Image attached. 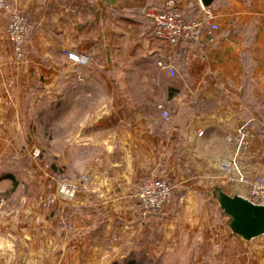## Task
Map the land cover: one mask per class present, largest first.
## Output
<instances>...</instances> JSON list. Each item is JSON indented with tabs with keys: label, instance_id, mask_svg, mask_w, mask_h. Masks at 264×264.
<instances>
[{
	"label": "crops",
	"instance_id": "obj_1",
	"mask_svg": "<svg viewBox=\"0 0 264 264\" xmlns=\"http://www.w3.org/2000/svg\"><path fill=\"white\" fill-rule=\"evenodd\" d=\"M173 1L188 20L208 9L219 26L213 41L177 46L174 76L156 66L162 46L145 16L167 0H9L34 28L20 61L0 13V146L10 142L23 106L49 125L56 104L61 125L74 121L58 146V165L78 169L68 176L74 180L87 176L72 203L54 205L70 228L57 248L43 238L40 264H241L246 251L250 264H264L262 236L247 244L226 225L208 223V195L191 186V179L206 180L244 195L235 172L216 167L232 158L243 175H264V0ZM67 53L88 62L74 64ZM147 99L169 111L168 122L146 111ZM82 106L89 108L83 113ZM244 122L253 138L237 148L235 130ZM154 170L191 189L144 214L131 204L128 184Z\"/></svg>",
	"mask_w": 264,
	"mask_h": 264
},
{
	"label": "rangeland",
	"instance_id": "obj_2",
	"mask_svg": "<svg viewBox=\"0 0 264 264\" xmlns=\"http://www.w3.org/2000/svg\"><path fill=\"white\" fill-rule=\"evenodd\" d=\"M7 2L10 8L9 12L19 13L26 17L24 11L12 6L9 0ZM11 13H5L7 14L6 22ZM28 18L26 17L32 25V29H34ZM101 99H103V96L99 95V100ZM115 99L121 101L118 94L115 95ZM146 101H152V104L146 107L147 112L155 111L158 113V107L163 106L158 104L154 108L153 102L155 99H147ZM97 107L100 109L101 105L98 104ZM82 108L84 113L89 106H82ZM56 111V104L51 105V121L49 125H46L45 122L39 119L42 115L41 112L37 114L31 111L28 106H23L19 112L14 114V117L19 119L17 128L10 125L12 127L10 142L6 146H0V264H40L42 261L43 247H41V244L43 238L48 239L51 237L50 243H52L54 248H57V239H63L66 235L64 232L70 228L66 220L56 217L57 213L54 211V205L57 204V201L62 204H70L73 202L75 195L71 200L63 199L59 196V187L63 181H71L77 185L78 191L81 186L79 182L83 183L80 177L82 175L86 176V174H81L77 180H74L73 177L68 176H73L79 171L78 169L75 170L73 167L61 169L58 165V146L64 143V133H72L74 121L61 125L62 123L57 121ZM83 159L81 158V161H85ZM216 167L219 170L218 164ZM186 170L182 169L184 173H186ZM152 172H154L153 176L139 178L135 182L128 184V190L130 191V196L128 197L132 201L131 204L139 208L144 214L152 213L144 212L133 199L132 185L134 183L152 179L164 180L171 187L172 201L180 196L181 193L186 192V189L190 186L185 184L183 187H176V185L171 183L173 178L169 179L159 172L157 174L155 170ZM191 182L194 183L191 186L197 187L196 192H203L208 195V203L211 204L206 210V215H210L208 223L226 225L227 219L220 213L217 204L211 196V186L215 184H205L206 180L200 182L197 179H191ZM237 193L239 194L240 192L237 191ZM176 214L180 215L179 211ZM48 224L54 228L53 231L55 232L47 233ZM261 238L264 240V236ZM31 240L37 242L41 250L37 249L34 252V247L31 245V248H29V243L27 242ZM53 240H55V243ZM50 250L52 251L53 249L51 248ZM228 253L227 257H232L233 251L229 250ZM248 257V251H246L245 255L242 253L241 264H250Z\"/></svg>",
	"mask_w": 264,
	"mask_h": 264
},
{
	"label": "built area",
	"instance_id": "obj_3",
	"mask_svg": "<svg viewBox=\"0 0 264 264\" xmlns=\"http://www.w3.org/2000/svg\"><path fill=\"white\" fill-rule=\"evenodd\" d=\"M9 11L7 0H0V13H11ZM9 16L4 25L3 33L13 51L15 60H21L22 47L32 32V25L26 17L19 13H11ZM145 16L150 24L151 37L162 46V52L156 61V66L166 71L169 76L175 75L173 55L179 44L195 43L203 36L209 41H213L219 31V26L214 21V15L208 9H204L202 18L188 20L173 0H167L163 10L148 9ZM67 57L74 64L84 65L88 62V56L84 54L67 53ZM158 113L163 122L169 121L170 114L166 108L159 106ZM201 133L199 132L198 135ZM235 134L237 148L247 146L253 138L249 122H244L238 126ZM260 135L264 139V122L260 128ZM218 168L223 172L234 171L236 174L235 181L241 186L244 196L253 203H264V175L252 177L243 175L237 168L235 158L219 162ZM80 180L86 182L87 177L82 175ZM132 187V197L144 212H158L171 201V187L164 180H146L134 183ZM76 191L77 185L65 180L59 187V196L71 200Z\"/></svg>",
	"mask_w": 264,
	"mask_h": 264
},
{
	"label": "water",
	"instance_id": "obj_4",
	"mask_svg": "<svg viewBox=\"0 0 264 264\" xmlns=\"http://www.w3.org/2000/svg\"><path fill=\"white\" fill-rule=\"evenodd\" d=\"M200 2L203 7H207L212 0ZM211 188V196L220 213L227 219L226 227L231 234L245 243L264 236V203H253L236 191L226 193L217 185Z\"/></svg>",
	"mask_w": 264,
	"mask_h": 264
}]
</instances>
